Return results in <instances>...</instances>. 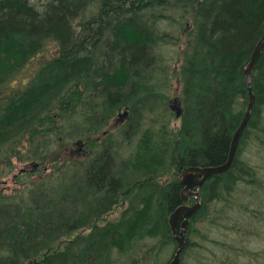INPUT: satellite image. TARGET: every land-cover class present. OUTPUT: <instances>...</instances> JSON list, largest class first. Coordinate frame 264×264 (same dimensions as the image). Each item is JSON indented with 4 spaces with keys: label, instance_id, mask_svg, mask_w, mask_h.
Returning a JSON list of instances; mask_svg holds the SVG:
<instances>
[{
    "label": "trees",
    "instance_id": "trees-1",
    "mask_svg": "<svg viewBox=\"0 0 264 264\" xmlns=\"http://www.w3.org/2000/svg\"><path fill=\"white\" fill-rule=\"evenodd\" d=\"M156 8L181 9L185 15L191 8L195 19L182 49L183 112L177 132L157 119L142 128V114L154 110L158 99L152 87ZM263 25L264 0H0V148L30 141L29 157L48 161L52 169L45 177L53 180L48 188L33 183L24 209L2 213L0 264H132L142 241L151 239L152 250L162 248L171 239L168 216L182 202L175 174L227 158L248 100L243 69ZM49 40L56 42L57 53L41 59L29 81L14 86L17 73ZM252 87L255 103L240 139L251 131L264 133V46ZM83 92L95 93L93 103L102 111L81 107L83 120L96 124L94 133L107 124L102 114L108 119L130 107L137 123L139 112V144L132 157L114 164L107 146L80 164L78 158L39 149L60 129L57 119L68 105L73 110L80 101L91 103L82 102ZM132 131L137 132L125 133ZM253 177L252 167L236 156L228 171L206 178L184 251L193 224L207 217L212 223L210 214L219 213L207 211V204ZM121 194L128 203L116 221L93 225L63 249L54 248L61 237L111 210Z\"/></svg>",
    "mask_w": 264,
    "mask_h": 264
},
{
    "label": "rangeland",
    "instance_id": "rangeland-1",
    "mask_svg": "<svg viewBox=\"0 0 264 264\" xmlns=\"http://www.w3.org/2000/svg\"><path fill=\"white\" fill-rule=\"evenodd\" d=\"M154 13V20L157 24L155 26L156 39L152 40L155 55L152 87L158 93L159 100L157 99L156 105L153 106L154 110L147 109L142 114V128L144 125H151L152 120L157 119L168 122L169 130L173 129L174 132H177L181 124V117L175 115L171 106L175 103V99L180 102L182 100L180 78L182 49L185 41L188 40V35L194 29L195 19L192 16L191 8L186 15L183 10L172 8L164 10L156 8ZM57 51L56 42L47 41L44 50L30 59L20 73H17L18 76L14 79L13 85L18 86L29 81L39 61L55 55ZM81 95L82 102L90 100L91 103L82 104L80 101L77 105L74 104L73 110L72 105L67 106L66 110L63 111V117L57 119V125L60 126V129L46 138V141L43 142L44 148H39L43 154L45 155L47 152L49 156L61 155V158L66 157L71 161L78 158L77 163L82 164L81 162L85 161L86 158H94L96 154L101 152L102 148L109 146L107 148L111 149L110 153L114 155V164H119L130 156L132 157L139 144V112H137V123L132 114H129L130 107L124 106L108 119L107 113L102 114L100 120L107 122V124L94 133L93 129L96 124H88L83 120L80 113L81 107L85 105L84 108H94L90 109L91 112L99 114L102 111L93 103L92 98H95V93H91L88 97L85 92ZM179 106L183 111L182 102ZM125 108H128L127 119L123 122H117L115 120L117 115L124 113ZM130 125L132 127H129ZM135 125L139 127L137 128ZM154 126L157 127L158 125ZM129 128L137 131L136 133L132 131V137L125 133ZM57 138H60L59 141L62 143L60 147ZM78 140H82V147L77 144ZM29 142L25 139L13 144V148L7 149L6 146L0 148V219L6 210L10 214H15L18 207L22 210L27 206L31 199L33 183L36 182L46 188L53 186V180L50 182L48 176L45 177L52 169L48 161H41L42 164L38 169L31 171L33 169L32 163L41 159L29 157L31 149ZM236 156L239 162H244L252 167L254 171L253 180H241L230 195L222 194V198L207 204V211L219 210V213L210 214L214 218L212 223L207 217V221H199L193 224V230L188 236L191 244L183 252L180 264H264V133L256 134L251 131L247 137L240 139ZM87 162L89 161L87 160ZM23 168L26 172L22 174L20 171ZM167 177L171 179L173 176L168 175ZM165 178L163 177V180ZM118 201L110 211L92 221L95 223L61 237L54 244V248L63 249L75 236L87 234L93 225H104L109 221H116L127 206L125 196L118 197ZM193 202L194 199L188 201L189 204ZM152 245L151 239L142 242L141 246L137 247L140 249L139 253L136 254L137 260L132 264H167L177 247L176 241L172 238L158 250H152Z\"/></svg>",
    "mask_w": 264,
    "mask_h": 264
},
{
    "label": "water",
    "instance_id": "water-1",
    "mask_svg": "<svg viewBox=\"0 0 264 264\" xmlns=\"http://www.w3.org/2000/svg\"><path fill=\"white\" fill-rule=\"evenodd\" d=\"M263 46L264 25L262 27V34L255 44L254 48L252 49L248 63L243 69V74L246 78V85L248 90V100L242 119L231 138L229 152L226 160L219 165H190L184 168L183 171L179 174V181L183 185V188L181 190L182 203L176 206L168 216V224L171 231V236L176 241L177 247L171 260L167 264L181 263L182 252L184 251V248L187 244L186 233L189 227V220L201 206V201L199 198V188L202 186L207 177L225 173L231 168L233 164L239 140L248 125L252 108L255 103V93L252 87V68ZM172 108H174L176 116H180L182 114L179 105L175 104L172 106ZM124 114H127V111H125ZM32 165L33 167H36L38 163L34 162ZM190 197H193L195 201L192 204L185 203V201Z\"/></svg>",
    "mask_w": 264,
    "mask_h": 264
},
{
    "label": "flooded vegetation",
    "instance_id": "flooded-vegetation-1",
    "mask_svg": "<svg viewBox=\"0 0 264 264\" xmlns=\"http://www.w3.org/2000/svg\"><path fill=\"white\" fill-rule=\"evenodd\" d=\"M175 101V103L173 104V105H175L176 103H179L180 101L178 100V99H175L174 100ZM172 105V106H173ZM122 114H124V113H122ZM127 116H128V114H124V115H120V114H118L117 115V117H116V121L117 122H123L125 119H127ZM82 141V140H81ZM77 144H79V146L80 147H82L83 145H82V142H77ZM39 167V166H38ZM38 167L37 168H35V169H31V171H36L37 169H38ZM24 172H26V170L23 168L21 171H20V173H24ZM124 194H121L119 197H121V196H123ZM127 200V199H126ZM116 201H118V198L116 199ZM117 203V202H116ZM127 203H128V200H127ZM110 211V210H109ZM122 213V212H121ZM120 216H121V214H120ZM119 216V217H120Z\"/></svg>",
    "mask_w": 264,
    "mask_h": 264
},
{
    "label": "bare ground",
    "instance_id": "bare-ground-1",
    "mask_svg": "<svg viewBox=\"0 0 264 264\" xmlns=\"http://www.w3.org/2000/svg\"><path fill=\"white\" fill-rule=\"evenodd\" d=\"M170 10H171V9H170ZM174 10H175V9H174ZM91 12H92V11H91ZM93 12H94V11H93ZM255 63H256V62H255ZM254 66H255V64L253 65L252 73H253V70H254ZM19 75H20V74H19ZM159 96H160V95H159ZM158 104H159V103H158ZM2 106H3V105H2ZM158 106H159V105H158ZM0 111H1V110H0ZM0 113H1V112H0ZM96 116H98V115H96ZM95 119H96V118H95ZM263 120H264V119H263ZM96 121H97V120H96ZM181 122H182V121H181ZM148 123H149V122H148ZM164 126H165V125H164ZM157 128H158V127H157ZM139 129H140V128H139ZM154 129H155V128H154ZM160 129H161V128H160ZM84 130H85V129H84ZM133 130H134V129H133ZM138 132H139V131H138ZM163 132H164V131H163ZM173 133H174V132H173ZM134 134H135V133H134ZM108 136H109V135H108ZM112 137H113V136H112ZM131 137H132V136H131ZM134 137H135V136H134ZM170 137H171V136H170ZM122 139H123V138H122ZM129 139H130V138H129ZM132 139H133V138H132ZM135 139H136V138H135ZM133 140H134V139H133ZM248 141H249V140H248ZM104 142H105V141H104ZM106 142H108V141L106 140ZM106 142H105V143H106ZM131 142H132V141H131ZM121 143H122V142H121ZM117 144H118V143H117ZM126 144H127V143H126ZM126 144H125V145H126ZM100 145H101V144H100ZM125 145H124V146H125ZM118 146H119V145H118ZM118 146H117V147H118ZM133 146H134V144L132 145V147H133ZM117 147H116V149H117ZM128 148H129V147H128ZM96 149H97V148H96ZM96 149H95V150H96ZM99 149H100V148H99ZM114 149H115V148H114ZM126 150H127V149H126ZM130 153H131V152H130ZM93 154H95V153L93 152ZM99 154H100V153H99ZM68 155H69V154H68ZM112 155H113V154H112ZM115 155H116V154H115ZM117 155H118V154H117ZM96 156H97V155H96ZM119 156H120V155H119ZM128 156H129V155H128ZM130 157H131V156H130ZM126 158H127V157H126ZM86 159H87V158H86ZM90 159H91V158H90ZM86 161H87V160H86ZM119 162H120V161H119ZM82 163H83V162H82ZM83 164H84V163H83ZM78 166H79V165H78ZM81 171H82V170H81ZM41 176H42V175H41ZM46 177H47V176H46ZM19 181H20V180H19ZM38 187H39V186H38ZM18 189H19V188H18ZM25 190H26V189H25ZM27 190H28V189H27ZM29 192H30V191H29ZM7 200H8V199H7ZM9 201H10V200H9ZM12 201H13V200H12ZM31 201H32V200H31ZM25 202H26V201H25ZM118 202H119V201H118ZM24 204H25V203H24ZM32 206H33V205H32ZM27 208H28V207H27ZM106 213H107V212H106ZM113 216H114V215H113ZM107 220H108V219H107ZM109 222H110V221H109ZM93 223H95V222H93ZM93 223H92V224H93ZM107 223H108V222H107ZM110 223H111V222H110ZM197 237H198V236H197ZM153 240H154V239H153ZM142 242H143V241H142ZM148 243H149V242H148ZM139 244H140V243H139ZM147 247H148V246H147ZM141 249H142V248H141ZM148 249H149V248H148ZM148 249H147V250H148ZM142 251H144V250H142Z\"/></svg>",
    "mask_w": 264,
    "mask_h": 264
}]
</instances>
